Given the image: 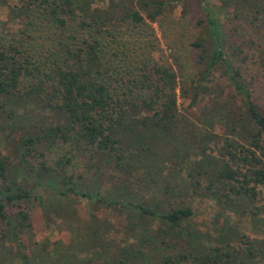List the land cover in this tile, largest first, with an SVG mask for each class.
Returning a JSON list of instances; mask_svg holds the SVG:
<instances>
[{"label":"trees","instance_id":"16d2710c","mask_svg":"<svg viewBox=\"0 0 264 264\" xmlns=\"http://www.w3.org/2000/svg\"><path fill=\"white\" fill-rule=\"evenodd\" d=\"M175 1L19 0L11 9L25 30L0 44V129L13 144L0 153V264H264V237L246 222L264 230V105L244 78L249 56L225 44L221 20L264 24V0L200 1L191 45L202 67L190 81L146 61L134 74L113 71L117 32L156 22ZM180 1L186 12L191 0ZM256 58L264 67V44ZM179 96L198 113L181 111ZM74 157L86 175L69 172ZM40 188L76 241L25 242ZM199 195L216 205L204 230L193 222ZM72 196L124 215L125 236H108L92 210L81 218Z\"/></svg>","mask_w":264,"mask_h":264},{"label":"rangeland","instance_id":"374dc122","mask_svg":"<svg viewBox=\"0 0 264 264\" xmlns=\"http://www.w3.org/2000/svg\"><path fill=\"white\" fill-rule=\"evenodd\" d=\"M7 4L0 3V44H9L11 41H19L25 30L24 22L19 16L18 9L14 15L12 8H18L19 0H6ZM201 0H191V7L183 12V2L178 0L174 2V9H170L166 14L161 15L156 22H148L149 25L136 26L125 25L115 36L118 40L114 45L117 46V57L113 56L111 61V69L113 71H122L127 74H134L143 62L151 65L158 64L164 66H172L179 74L181 80L190 81L201 69L199 63V55L197 50L191 45L198 35L201 33V27L197 24L199 20L205 17V7L200 4ZM209 3L221 5L222 0H208ZM105 4V3H104ZM224 31L227 33L226 45L243 46L244 53L240 55V59L249 56L247 62H243L244 78L249 83L250 90L253 92L261 105H264V67H260L257 63L256 53L259 46L264 44V24L263 20L252 23L249 19L232 20L227 16H221ZM54 37V36H53ZM239 63L236 62V64ZM216 76L222 74V69L218 66L215 70ZM180 109L189 113L196 111L198 108L191 106L188 100L179 96ZM8 131L0 129V153L12 154L13 144L7 143L6 139L10 137ZM6 138V139H5ZM17 136H14L16 139ZM13 138L9 142L15 141ZM17 140V139H16ZM67 147V146H66ZM67 150L63 147L57 151L56 156L64 155ZM69 151V150H68ZM73 152H68L70 156ZM17 163V159L13 160ZM84 159L82 157H74L69 168V172L86 175L84 168ZM89 175V174H88ZM261 195L258 204H264V186L260 187ZM43 204L38 199L30 202L29 208L32 214L33 231L32 236H24V240L28 243V239L34 240L48 239L55 241L63 239L65 242H72V231L66 227V222L56 214V208L53 207L51 192L47 188H40ZM73 206L77 209L81 218H87L90 210L100 214L102 219H107L110 225L108 236L113 239H120L125 236L127 229V220L124 215L106 208L105 206L95 207L88 202L86 196H72ZM196 215L193 222L202 230L208 229L214 216L216 205L208 197L199 195L193 203ZM45 209V211H44ZM248 232L251 236L259 238L264 237V230L257 231L252 227L251 220L247 219ZM120 242H117V244ZM29 244V243H28ZM119 247L113 246L112 251H117Z\"/></svg>","mask_w":264,"mask_h":264}]
</instances>
